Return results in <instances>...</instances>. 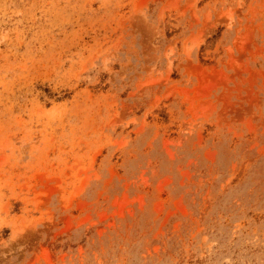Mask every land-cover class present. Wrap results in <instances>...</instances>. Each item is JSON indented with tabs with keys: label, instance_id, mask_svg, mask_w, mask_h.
<instances>
[{
	"label": "rangeland",
	"instance_id": "1",
	"mask_svg": "<svg viewBox=\"0 0 264 264\" xmlns=\"http://www.w3.org/2000/svg\"><path fill=\"white\" fill-rule=\"evenodd\" d=\"M0 264H264V0H0Z\"/></svg>",
	"mask_w": 264,
	"mask_h": 264
}]
</instances>
